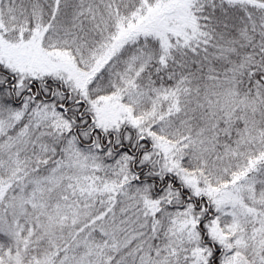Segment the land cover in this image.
<instances>
[{"label":"snow or ice","instance_id":"1","mask_svg":"<svg viewBox=\"0 0 264 264\" xmlns=\"http://www.w3.org/2000/svg\"><path fill=\"white\" fill-rule=\"evenodd\" d=\"M0 264H264V0H0Z\"/></svg>","mask_w":264,"mask_h":264}]
</instances>
